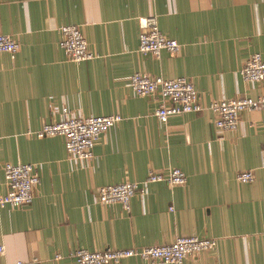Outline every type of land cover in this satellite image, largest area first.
I'll return each mask as SVG.
<instances>
[{
	"label": "crops",
	"instance_id": "crops-1",
	"mask_svg": "<svg viewBox=\"0 0 264 264\" xmlns=\"http://www.w3.org/2000/svg\"><path fill=\"white\" fill-rule=\"evenodd\" d=\"M151 16L177 41L176 52L139 51V20ZM62 24L80 27L89 59L66 57ZM0 31L19 43L14 56L0 52V196L6 163L32 164L39 177L30 203L0 208V264H76L70 253L77 248L142 247L178 236L215 240L181 264H264V108L241 111L226 131L210 108L264 94V81L239 74L252 53L264 58V0H0ZM134 72L188 78L201 109L160 121L155 109L169 100L136 94ZM115 113L122 119L100 134L90 161L70 155L62 135L36 136L66 117ZM171 167L186 182L148 183L129 210L98 200L103 185L143 182L149 170ZM245 170L253 180L237 181Z\"/></svg>",
	"mask_w": 264,
	"mask_h": 264
},
{
	"label": "built area",
	"instance_id": "built-area-1",
	"mask_svg": "<svg viewBox=\"0 0 264 264\" xmlns=\"http://www.w3.org/2000/svg\"><path fill=\"white\" fill-rule=\"evenodd\" d=\"M139 51L159 56L162 50L176 52L178 43L161 32L154 17H143L139 20ZM62 38L60 48L68 59L79 62L91 57L87 51V43L79 26L62 24L59 26ZM19 43L10 35L0 31V52H8L14 56ZM245 81H264V58L260 53H252L239 70ZM129 85L138 95L158 93L161 98L168 99L170 104L161 102L155 109L157 118L166 122L169 116L185 112L199 111L198 94L193 83L184 76L163 78L134 72L129 78ZM210 108L214 113V124L221 130H233L238 123L239 114L243 110L264 108V94L256 98L243 96L212 102ZM122 119L120 114H109L89 117H66L60 121L43 124L36 131V136L46 137L62 135L65 139L66 151L75 158L90 161L93 158V147L100 134L106 132ZM264 127V118L261 120ZM7 191L0 196V208L5 206L25 205L32 201V189L39 183V177L32 164L6 163L3 166ZM239 182L253 180L251 170L236 174ZM165 181L170 185L186 182L185 173L177 167H171L166 173L149 170L143 182L123 181L106 184L98 189V200L103 204L119 203L125 210L130 208L131 198L144 191L148 183ZM215 245L213 238L198 236H178L163 244H152L142 247L107 248L88 250L77 248L70 253L76 264H112L123 259L138 257L154 264H181L187 256L211 250ZM4 253V245L0 241V254ZM11 264H25L16 261Z\"/></svg>",
	"mask_w": 264,
	"mask_h": 264
}]
</instances>
